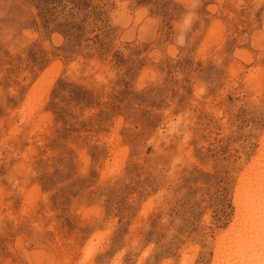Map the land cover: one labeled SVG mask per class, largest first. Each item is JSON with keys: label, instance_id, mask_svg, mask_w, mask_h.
Returning <instances> with one entry per match:
<instances>
[{"label": "rangeland", "instance_id": "obj_1", "mask_svg": "<svg viewBox=\"0 0 264 264\" xmlns=\"http://www.w3.org/2000/svg\"><path fill=\"white\" fill-rule=\"evenodd\" d=\"M264 153V0H0V264H215Z\"/></svg>", "mask_w": 264, "mask_h": 264}, {"label": "bare ground", "instance_id": "obj_2", "mask_svg": "<svg viewBox=\"0 0 264 264\" xmlns=\"http://www.w3.org/2000/svg\"><path fill=\"white\" fill-rule=\"evenodd\" d=\"M237 218L215 264H264V153L241 183Z\"/></svg>", "mask_w": 264, "mask_h": 264}]
</instances>
